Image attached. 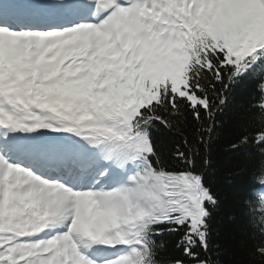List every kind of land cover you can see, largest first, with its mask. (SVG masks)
Here are the masks:
<instances>
[{"label": "snow or ice", "instance_id": "obj_1", "mask_svg": "<svg viewBox=\"0 0 264 264\" xmlns=\"http://www.w3.org/2000/svg\"><path fill=\"white\" fill-rule=\"evenodd\" d=\"M226 110L264 264V0H0V264H218Z\"/></svg>", "mask_w": 264, "mask_h": 264}, {"label": "trees", "instance_id": "obj_2", "mask_svg": "<svg viewBox=\"0 0 264 264\" xmlns=\"http://www.w3.org/2000/svg\"><path fill=\"white\" fill-rule=\"evenodd\" d=\"M232 111L226 110L221 116L225 126L213 146L214 167L210 170L211 180L221 194V204L214 216L213 248L209 255L218 264H262L258 256L250 255L260 240L259 235H253L251 231H240L233 207L232 191L238 181L231 172L236 170L239 161L227 150L226 145L242 129L232 121ZM250 158L258 159L256 156Z\"/></svg>", "mask_w": 264, "mask_h": 264}]
</instances>
